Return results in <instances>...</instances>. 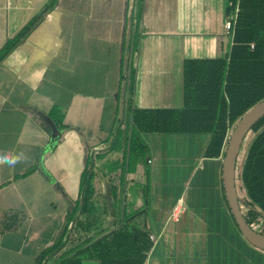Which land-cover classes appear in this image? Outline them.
Returning <instances> with one entry per match:
<instances>
[{"label":"crops","instance_id":"1","mask_svg":"<svg viewBox=\"0 0 264 264\" xmlns=\"http://www.w3.org/2000/svg\"><path fill=\"white\" fill-rule=\"evenodd\" d=\"M226 7V0H0V53L38 17L0 61V156H21L14 166L0 163V264H42L65 240L88 167L92 214L106 178L122 219L132 215L127 224L137 218L157 238L144 264H264L233 231L223 157H204L208 136L182 182L168 188L146 168L153 157L131 169L122 154L128 141L120 131L132 110L182 108L183 63L227 55ZM131 194L142 202L134 205ZM178 200L184 211L172 221ZM100 218L93 220L103 232L117 227L116 218ZM84 239L78 230L74 240Z\"/></svg>","mask_w":264,"mask_h":264},{"label":"trees","instance_id":"2","mask_svg":"<svg viewBox=\"0 0 264 264\" xmlns=\"http://www.w3.org/2000/svg\"><path fill=\"white\" fill-rule=\"evenodd\" d=\"M226 5L227 16L238 6L229 52L222 59L187 60L183 63L182 108L130 112L127 141L131 152L141 150L137 143H143L145 135H203L209 137L204 157H223L231 131L251 108L264 100V0H226ZM37 19H33L4 47L0 61L26 36ZM249 136L252 139L241 158L239 171L236 164L235 186L237 195L239 188L244 193L242 199L239 198L241 212L246 224L254 229L264 221V117L252 127L247 138ZM243 147L244 143L238 159ZM94 177L92 167L83 172L82 197L67 215L66 238L45 253L41 258L42 264L53 261L59 253L54 264H83L89 259L96 264L145 263L151 248L149 235L143 224L141 228L132 222L127 224V221H132V215H126L123 220L122 211L116 210L112 204L113 217L119 216L117 227L103 232L101 225L95 226L91 210L95 194ZM105 183H108L106 185L113 198L109 182L105 180ZM223 203L233 231L240 236L224 196ZM79 216L84 217L85 222L77 221ZM262 229L254 230L259 233ZM78 230L85 235L80 242L74 240ZM92 230L97 232V237L89 236Z\"/></svg>","mask_w":264,"mask_h":264},{"label":"rangeland","instance_id":"3","mask_svg":"<svg viewBox=\"0 0 264 264\" xmlns=\"http://www.w3.org/2000/svg\"><path fill=\"white\" fill-rule=\"evenodd\" d=\"M45 5H43L42 9L44 8ZM227 41H230L229 37H226ZM125 121V126H123V132L120 131V134L122 136H127L129 133V122ZM247 138V137H246ZM206 136H192V135H174V134H169V135H145L144 138L142 139L143 143L138 142L137 146L141 150H138L137 153L131 152L130 148L128 147V143L123 144L122 148V154L125 156V160H129L131 169L132 167L140 166V163H142L143 166H146L144 163L146 162V158L153 157L154 158V166H146L148 169L149 173H153L154 175V180L156 183L163 184L165 188H168V184H175L178 181H181L184 179L185 173L190 169L191 167V162L189 161V158L191 157L190 154L197 152V146L198 144H201L202 142L206 141ZM251 136H249L246 141L244 142V147L243 151L241 153V156L239 157V161H237L238 168L237 171L240 169V164H241V158L243 154L245 153L249 142L251 141ZM143 145V146H142ZM141 146V147H140ZM132 154V155H131ZM89 164L90 166L92 165L91 160H90V154H89ZM117 167L120 166L122 167V161L120 160L119 163L115 164ZM102 173V171H101ZM189 173V172H188ZM115 174V173H114ZM104 175V174H103ZM122 173L119 172V180L122 177ZM106 176V175H105ZM107 177V176H106ZM106 180V178H105ZM152 181V182H155ZM152 182L150 184H152ZM239 187V185H238ZM118 190L123 193L122 187L119 186ZM238 197L242 199L244 193L242 190L239 188L238 191ZM118 195L119 197H124V194ZM168 194V193H167ZM132 200L134 205H137L139 202L140 195L138 194H131ZM126 198V196H125ZM148 198L149 202L152 201V198L154 199V196H146L145 199ZM170 198V195H169ZM156 200V199H155ZM160 200V199H159ZM98 204L96 206L97 211L96 213L94 212V217L97 220H100V217H104L107 219L113 218L110 215L109 208L106 206L105 198L104 195L98 200ZM113 201L114 198H113ZM115 208L117 204L115 205V202H113ZM104 205V208H103ZM142 205V204H141ZM107 207V209H106ZM105 209V211H104ZM119 221V216L114 217ZM96 220V221H97ZM136 224L138 223V219H135ZM105 227V226H104ZM263 228L264 231V221H260L259 225L254 227V229H261ZM95 263V262H93ZM83 264H91V262H84Z\"/></svg>","mask_w":264,"mask_h":264},{"label":"water","instance_id":"4","mask_svg":"<svg viewBox=\"0 0 264 264\" xmlns=\"http://www.w3.org/2000/svg\"><path fill=\"white\" fill-rule=\"evenodd\" d=\"M264 117V100L251 108L231 131L223 154L221 178L225 200L230 214L237 226L242 239L252 248L264 253V231L257 233L249 227L242 215L240 199L237 195L235 186V171L241 147L250 133L252 127ZM105 202L109 208L110 215L113 217L115 211L111 202V193L105 187ZM114 217L111 222H114Z\"/></svg>","mask_w":264,"mask_h":264},{"label":"built area","instance_id":"5","mask_svg":"<svg viewBox=\"0 0 264 264\" xmlns=\"http://www.w3.org/2000/svg\"><path fill=\"white\" fill-rule=\"evenodd\" d=\"M237 14H238V6L235 7L234 12L231 13L229 16H227L225 21H224L225 35L229 38L232 37V35H233V29H234V26L236 23ZM250 48L253 49V45H250ZM150 163H151L150 161H147V164H150ZM183 211H184L183 202H182V200H178L175 203V205H174V207L170 213L169 219L172 221H177L178 217L180 216V214L183 213ZM148 238H149V241L152 243L157 242V238L152 234H149Z\"/></svg>","mask_w":264,"mask_h":264},{"label":"clouds","instance_id":"6","mask_svg":"<svg viewBox=\"0 0 264 264\" xmlns=\"http://www.w3.org/2000/svg\"><path fill=\"white\" fill-rule=\"evenodd\" d=\"M21 160V156L3 155L0 156V163H7L9 166H14Z\"/></svg>","mask_w":264,"mask_h":264}]
</instances>
